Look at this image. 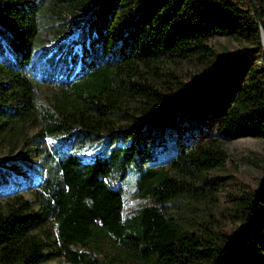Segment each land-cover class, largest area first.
Instances as JSON below:
<instances>
[{
	"label": "trees",
	"instance_id": "1",
	"mask_svg": "<svg viewBox=\"0 0 264 264\" xmlns=\"http://www.w3.org/2000/svg\"><path fill=\"white\" fill-rule=\"evenodd\" d=\"M69 1L0 0V44L7 53L0 59V141L10 148L19 142L40 158L36 174L32 162L0 161L8 169L0 172V184L9 182L11 170L35 176L36 205L16 191L0 205V264H264V180L229 200L234 233L212 224L213 184L206 174L226 158L215 139L201 133L189 145H173L165 167L127 166L150 139L147 127H160L192 92L201 97L198 108L211 129L231 138L264 132V65L238 82L222 74L244 51L260 53L264 0H253L260 24L250 0L245 9L220 0H145L127 15L117 0H86L93 8L83 55L43 107L27 66L39 30L53 26L58 3ZM216 12L219 18L205 21ZM215 36L246 40L251 48L210 62L214 54L206 42ZM188 62L201 72L184 82L175 68ZM41 137L59 138L65 149L56 145L51 153ZM95 141L112 144L118 169L130 171L131 194L142 201L130 214H123L125 181L111 180L109 159L85 162L74 154ZM179 203L196 209L198 218L179 221ZM105 242L114 257L98 256Z\"/></svg>",
	"mask_w": 264,
	"mask_h": 264
},
{
	"label": "rangeland",
	"instance_id": "2",
	"mask_svg": "<svg viewBox=\"0 0 264 264\" xmlns=\"http://www.w3.org/2000/svg\"><path fill=\"white\" fill-rule=\"evenodd\" d=\"M221 2L230 3L239 9L248 8L247 0H220ZM83 3V4H82ZM116 7H120V12L126 15L139 10L145 4V0H117ZM61 13L57 18L56 13L52 14L53 26L47 24L43 26L36 38V49L34 50L28 68L31 77L36 82L35 94L37 104L41 106L48 105L49 102L57 96V86L63 79L77 68V60L81 54L83 55V47L86 46V32L89 30V19L92 11V5L86 0H70L69 3H58ZM219 13H209L205 19L209 22L212 18H219ZM207 45L211 47L214 58L210 62L224 61L225 57L238 50L251 48L246 40H233L227 37H209ZM7 57L0 44V59ZM224 59V60H223ZM74 60V62H73ZM262 62L260 53H251L244 51L240 57L234 61L225 63L222 71L224 77L230 76L232 81L238 82L244 78L246 73L261 69ZM178 77L184 82L195 80L201 72L199 65L188 62L175 68ZM244 75H243V74ZM196 100V104L193 101ZM201 97L195 98V93H190L185 102L172 107L170 112L165 116L160 127L155 128L148 126L144 134L150 139L138 149V154L130 161L127 166L132 167L134 164L144 163L149 166L165 167L166 160L169 158L173 145H189L197 141L199 136L207 134L215 139L226 158L223 166L215 168L206 174V177L212 179V194L210 199L209 210L214 219L212 224L219 231L232 234L238 227V223L228 218L229 200L235 196H241L250 190L257 189L262 186L264 180V132L261 134L231 138L222 132L211 129L203 118V111L198 108ZM205 113V112H204ZM33 126L32 124H29ZM157 131V133L155 132ZM33 132L30 128L28 133ZM172 138V139H171ZM48 151L52 153V149L58 145L59 149L64 150L65 146L60 143V139L41 137ZM17 145L10 148L3 141H0V161L13 160L19 164L28 165L32 162L31 171L33 174L37 172V166L40 158L36 150L28 152L23 145ZM122 148V143H117ZM112 144L104 141H95L93 144L83 147H77L74 154L82 161H91L94 157H105L113 166L110 178L112 181H125L123 183V214L132 213L137 207L141 206L142 201L135 195L131 194L130 187V171L119 170L117 160L111 154L110 148ZM29 157V158H28ZM6 165L0 164V172L4 173ZM9 182L0 184V205H3L10 199L13 191H16L26 199L33 208L36 205L33 201L31 193L33 179L29 180L28 172L19 173L11 170L8 173ZM24 177V178H23ZM14 181H10L12 179ZM29 183V184H27ZM15 185V186H13ZM179 209L174 214L178 215L179 221L185 224L198 218V211L192 210L188 205L185 208L183 204H177ZM198 208V206H196ZM202 210L201 208H199ZM197 215V216H196ZM47 230L54 236L53 225H48ZM102 252L99 257H114L117 252H113L109 243L101 244ZM39 264H61L58 259L44 260Z\"/></svg>",
	"mask_w": 264,
	"mask_h": 264
},
{
	"label": "water",
	"instance_id": "3",
	"mask_svg": "<svg viewBox=\"0 0 264 264\" xmlns=\"http://www.w3.org/2000/svg\"><path fill=\"white\" fill-rule=\"evenodd\" d=\"M250 3L252 5L253 12L256 14V17H257L258 22L260 24L261 21L259 20L258 15L256 13V7H255V4H254V1L250 0ZM260 41H261L260 59H261L262 64L264 65V35H263V33H260Z\"/></svg>",
	"mask_w": 264,
	"mask_h": 264
}]
</instances>
